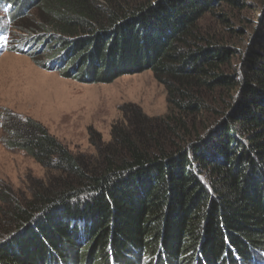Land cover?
Returning a JSON list of instances; mask_svg holds the SVG:
<instances>
[{"label":"trees","instance_id":"obj_1","mask_svg":"<svg viewBox=\"0 0 264 264\" xmlns=\"http://www.w3.org/2000/svg\"><path fill=\"white\" fill-rule=\"evenodd\" d=\"M0 13V55L11 41L90 82L151 70L169 106L126 108L109 141L91 129V155L9 113L7 145L48 178L0 190V264H264V0H0Z\"/></svg>","mask_w":264,"mask_h":264},{"label":"rangeland","instance_id":"obj_2","mask_svg":"<svg viewBox=\"0 0 264 264\" xmlns=\"http://www.w3.org/2000/svg\"><path fill=\"white\" fill-rule=\"evenodd\" d=\"M36 5L27 11L26 25L37 23ZM4 16L0 13L2 22H6ZM13 36L23 33L14 29ZM0 38L1 47L5 40ZM13 43L7 42L0 55V190L9 187L28 196L29 184L48 178V170L33 156L7 145L3 123L9 113L36 120L72 152L91 155L96 152L91 129L109 141L113 125L124 119L126 108L137 106L150 116L169 110L166 87L151 70L124 74L112 82H90L74 78L67 70L46 67L45 57L11 49Z\"/></svg>","mask_w":264,"mask_h":264},{"label":"bare ground","instance_id":"obj_3","mask_svg":"<svg viewBox=\"0 0 264 264\" xmlns=\"http://www.w3.org/2000/svg\"><path fill=\"white\" fill-rule=\"evenodd\" d=\"M5 10V9H4Z\"/></svg>","mask_w":264,"mask_h":264}]
</instances>
